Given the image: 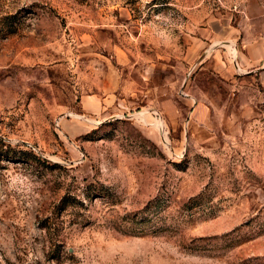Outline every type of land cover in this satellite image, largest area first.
Wrapping results in <instances>:
<instances>
[{
  "label": "rangeland",
  "instance_id": "rangeland-1",
  "mask_svg": "<svg viewBox=\"0 0 264 264\" xmlns=\"http://www.w3.org/2000/svg\"><path fill=\"white\" fill-rule=\"evenodd\" d=\"M258 51L264 0H0V264H264Z\"/></svg>",
  "mask_w": 264,
  "mask_h": 264
},
{
  "label": "crops",
  "instance_id": "crops-1",
  "mask_svg": "<svg viewBox=\"0 0 264 264\" xmlns=\"http://www.w3.org/2000/svg\"><path fill=\"white\" fill-rule=\"evenodd\" d=\"M263 59H264L263 54H261V52L258 51V54L253 55L252 57H245L244 60L242 59V61H243V65L251 66L254 69V71H257Z\"/></svg>",
  "mask_w": 264,
  "mask_h": 264
}]
</instances>
